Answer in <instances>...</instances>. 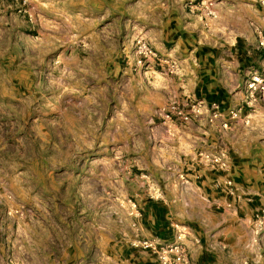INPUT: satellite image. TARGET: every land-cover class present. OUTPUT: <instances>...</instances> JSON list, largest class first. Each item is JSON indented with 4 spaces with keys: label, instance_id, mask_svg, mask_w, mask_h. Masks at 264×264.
<instances>
[{
    "label": "rangeland",
    "instance_id": "rangeland-1",
    "mask_svg": "<svg viewBox=\"0 0 264 264\" xmlns=\"http://www.w3.org/2000/svg\"><path fill=\"white\" fill-rule=\"evenodd\" d=\"M216 1L113 0L105 12L84 13L78 11V0H0V264H120L127 248L145 251L158 263L156 254L140 245L155 238L146 229L143 201H137V194L150 191V198L159 199L166 185L159 171L166 166L175 169L176 164L183 169L171 177L173 186L188 184L187 155L177 156L175 131H163L159 122H164L162 109L171 102L188 111L187 104L203 100L183 96L151 107L149 101L158 94L150 88H125L118 79L124 72L141 77L138 86H149L146 73L179 71L178 58L153 44L166 2L180 12L184 39L222 43L223 48L234 39L237 53L264 57V0H240L247 9L245 31L214 27L217 15L210 6ZM237 16L229 19L237 21ZM192 19L200 24L191 26ZM138 40L147 43L156 58L176 62V70L170 72L155 58L148 70L135 69ZM117 64L118 79L111 78ZM245 95L233 109L236 117L219 109L216 121L209 123V103L203 101L199 116L188 123L177 118L171 123L189 127L204 117L207 123L199 133L206 135L210 128L213 138L194 150L192 162L223 176L226 187L216 185L227 195L233 194L232 158L223 131L245 110L241 117L246 119L227 135L249 142L264 133V124L254 122L252 110L263 97L253 101L246 91ZM221 121H227V127ZM201 149H224L229 168L215 170L200 163L196 155ZM150 164L160 174L151 176ZM259 208L264 204L254 212L253 225L263 238L253 240L249 249L253 254L254 246L260 245L264 264V224L255 218ZM241 264L256 261L247 258Z\"/></svg>",
    "mask_w": 264,
    "mask_h": 264
},
{
    "label": "crops",
    "instance_id": "crops-1",
    "mask_svg": "<svg viewBox=\"0 0 264 264\" xmlns=\"http://www.w3.org/2000/svg\"><path fill=\"white\" fill-rule=\"evenodd\" d=\"M112 2L113 0H78V11L105 12V8ZM165 4L163 7L165 13L159 27L156 28L158 40L153 44L161 53L178 58L181 66L179 71L176 74L148 72L146 76L149 86L145 82L138 86L136 81H140L141 77L135 79L133 75H123L124 72L121 79H118V64L115 65L116 73H110L109 76L118 79V82L121 81L125 88L132 90L150 88L151 93L158 94L157 98L149 101L151 107L158 103H166L171 98L180 100L187 96L202 99L209 104L217 102L223 114L230 109L238 108L246 99L244 79L259 68H264V57L247 58L237 53L236 47H232L235 44L234 39L230 40V47L227 48L221 47L222 43L196 44L195 39H184L181 31L182 22L178 21L180 12L173 6L169 7L167 2ZM210 8L217 15V21L213 22L216 29L247 30V9L241 5L240 0L238 2L219 0ZM167 12L170 15L168 18ZM234 14H238L237 21L229 19L230 15ZM192 21L194 20H191V26L200 24ZM256 22L263 24L260 19ZM253 106L254 122L264 124V96ZM242 115L229 122L230 128L226 129L228 131H223L232 158L229 173L232 195L218 191L220 188L216 182L222 185L221 190L226 187L223 176H217L206 168H197L193 165L194 150L202 142L211 141L213 138L210 128L208 132L204 131L206 135L199 133L202 132L200 126L207 123L204 117L190 123L189 127L159 122L163 131L164 128L175 131L173 141L177 144L178 150L175 152L177 156L187 155L184 159L190 163L186 167L190 170L186 173L189 182L182 188L174 187L171 177L175 178L183 169V165L176 164L172 170H168L166 166L162 172L159 171L165 174L166 182L160 191V198H150V191H143L142 194L136 193L137 201H143L144 219L148 223L146 229L151 237L157 241H172L178 231L182 232L189 249V264H241V261L247 258H254L256 264H263L262 258L259 257L263 253V248L257 244L254 246V253L251 254L249 247L252 246L253 240L262 241L263 238L262 232L257 234L254 230L253 216L258 206L264 204V133L260 131V135L249 142L227 135L234 129L233 125L246 119L244 116L242 118ZM248 120L251 121L250 118ZM164 138L169 137L164 135ZM168 152L166 151V154ZM169 157L168 153L167 160ZM153 168L150 164L148 173L151 176L160 174L154 172ZM174 225H177V229ZM122 257L125 262L121 261L120 264H158L147 252L139 249L127 248L123 251Z\"/></svg>",
    "mask_w": 264,
    "mask_h": 264
},
{
    "label": "built area",
    "instance_id": "built-area-1",
    "mask_svg": "<svg viewBox=\"0 0 264 264\" xmlns=\"http://www.w3.org/2000/svg\"><path fill=\"white\" fill-rule=\"evenodd\" d=\"M260 44L264 46V40H261ZM159 60L158 64L165 63L170 72H173L177 68V63L174 61H168L165 59L156 58V53L147 43L138 40L135 45L134 52V65L135 69H140L143 72L148 70L153 59ZM245 91L247 96L250 97L253 101L261 99L264 95V68L262 72H254L251 74L245 81ZM204 104L201 100H196L189 105L190 110L186 111L176 102H171L167 107L162 110V118L164 122L172 123L177 118L180 121H189L192 117H197L201 114V107ZM208 106V116L207 120L209 123H214L218 116L220 115L219 104L210 103ZM237 110H229L231 117H236ZM221 126L227 127V121H221ZM198 161L202 164L210 166V168L215 170L225 171L229 168L230 162L228 156L224 149L217 150H206L201 149L197 152L196 155ZM182 179L185 178L183 173L180 174ZM229 184L230 182L227 181ZM137 211V215H139ZM256 221L259 225L264 224V208H259L255 214ZM177 229V225H174ZM140 245L146 249H150L157 256L159 264H189L190 257L189 251L184 243V235L181 231L175 235V238L172 241H154L143 240L140 242Z\"/></svg>",
    "mask_w": 264,
    "mask_h": 264
}]
</instances>
